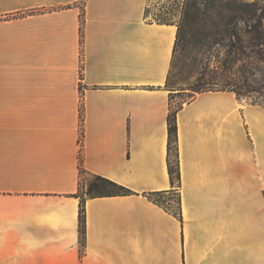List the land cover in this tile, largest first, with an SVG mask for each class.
Instances as JSON below:
<instances>
[{"label":"crops","instance_id":"obj_1","mask_svg":"<svg viewBox=\"0 0 264 264\" xmlns=\"http://www.w3.org/2000/svg\"><path fill=\"white\" fill-rule=\"evenodd\" d=\"M148 7L0 0V264H264V106L179 108L173 185L178 27ZM85 174L130 192L88 197Z\"/></svg>","mask_w":264,"mask_h":264},{"label":"rangeland","instance_id":"obj_2","mask_svg":"<svg viewBox=\"0 0 264 264\" xmlns=\"http://www.w3.org/2000/svg\"><path fill=\"white\" fill-rule=\"evenodd\" d=\"M199 1V4L197 3ZM216 1V2H215ZM202 2V3H200ZM190 6V23L184 29L176 47L175 59L168 80V90L171 97L173 111L178 110L187 102L191 101L201 90L204 79L209 78L211 71L215 68V59L211 53L217 52L216 41L223 35V31L232 30L237 27L240 34L256 27V22L243 21L222 24L218 15L222 14L230 20L232 17L242 16L250 20L257 12L264 13V0H149L147 16L153 20L180 24V11L183 4ZM220 4L217 6V4ZM172 162L176 161L173 153ZM100 183L101 188L94 194H104L115 191L99 182L97 177L85 174L83 180V193H87L90 185ZM165 206H169L168 197L160 198ZM170 203L177 208L178 196L171 197Z\"/></svg>","mask_w":264,"mask_h":264},{"label":"trees","instance_id":"obj_3","mask_svg":"<svg viewBox=\"0 0 264 264\" xmlns=\"http://www.w3.org/2000/svg\"><path fill=\"white\" fill-rule=\"evenodd\" d=\"M216 2V1H215ZM199 4V1L197 2ZM202 3V2H200ZM217 4V3H215ZM220 4H217V6ZM190 6L183 4L180 11V24L178 26L177 44L180 40L184 29L191 22ZM218 19L222 24L227 21L237 22L243 21L249 23L256 22V27L246 31V34H240L237 27L227 31H223L220 39L216 41L217 52L211 53V57L215 59V68L211 71L209 78L204 79L201 84L199 93L208 91H230L234 92L238 99L246 100L252 104L264 106V13H254L250 20L244 19L242 16H234L230 20L227 16L219 14ZM160 22V21H159ZM174 24V23H172ZM177 111L169 114V173L173 185L175 180L180 177L178 170V127H177ZM175 153L176 161L172 162L171 158ZM83 172V171H82ZM95 176V175H94ZM103 185L115 189L113 192L99 194L96 192L101 188L100 183L90 185L87 193L88 197L103 196L105 194L127 195L129 190L109 179L96 176ZM155 202L165 205L160 199L151 196ZM174 214L181 218L180 212L174 211ZM80 227L81 233L84 235L85 228V200L82 197L80 204Z\"/></svg>","mask_w":264,"mask_h":264}]
</instances>
